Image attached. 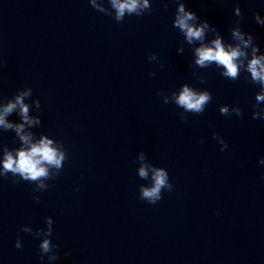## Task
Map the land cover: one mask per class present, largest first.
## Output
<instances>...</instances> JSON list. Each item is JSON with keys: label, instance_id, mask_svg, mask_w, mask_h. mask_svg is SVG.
<instances>
[{"label": "clouds", "instance_id": "1", "mask_svg": "<svg viewBox=\"0 0 264 264\" xmlns=\"http://www.w3.org/2000/svg\"><path fill=\"white\" fill-rule=\"evenodd\" d=\"M92 4L98 10L100 9L98 5L95 4V0H92ZM112 6L116 9V20L121 21L125 12L136 13L140 15L137 11L141 7L140 0H111ZM143 7H148L147 0H143ZM239 10L237 9V15H239ZM196 16L192 12H185L184 6L181 5L178 10V14L175 20V26L185 33L186 39L189 43L192 41L203 40L205 29L209 28L207 21H204L199 27L194 24L189 23V21H194ZM255 19L258 23L264 24L257 14ZM234 38L241 41V43L247 47L249 46L252 37L249 36L247 40L244 39L243 33L238 29H234L232 32ZM212 47L207 45H202L196 49V64L201 67H207L211 63H215L217 66H223L225 71L222 75L231 77L235 79L238 75V70L240 65L237 63L239 57L244 56L245 53L241 50L240 46L236 47L229 46L227 49L221 43L220 38L217 36L215 40L212 41ZM256 49H253V58L247 65V70L251 73L252 79L264 85V57L255 56ZM154 57H149L152 59ZM154 75V73H152ZM31 94V89L21 93L16 96L15 102L8 103L2 111H0V126L5 129L14 128L20 140L28 145L26 148H20L16 151L15 155L12 152L5 150L4 160H3V171L0 172V176H7L10 172L12 175L19 176L24 181L36 182L41 178H48L49 172L47 166H54L56 169L61 168V163L65 159L63 152H59L55 147L52 146V141L47 138H42L39 143H31L30 134H24V124L13 125L7 123L5 117L12 113L16 109L17 105L20 107V113L24 120V123L32 125L34 123H39V120H32L28 116V106L23 103V97ZM159 92L158 95H161ZM177 105L183 107L186 111H190L196 114H200L204 111L205 105L210 103L212 96L209 92L197 93L187 86L182 88V91L178 96H174ZM257 100H264V95L257 96ZM165 103H167V98H165ZM37 106L39 102L37 101ZM238 116H241L240 110L234 109ZM220 113L227 117L229 115V109L227 105L220 108ZM255 118V114L253 116ZM181 120L186 118L181 116ZM216 137L214 136V139ZM223 143V141H221ZM224 148H227V144H224ZM221 151H224L222 148ZM141 159H143V154H141ZM264 162V161H262ZM139 176L141 178H147L148 172L146 167H141L139 169ZM44 187L43 184L39 185ZM173 184L169 182V175L163 168H154L152 175V186L151 187H140V199L147 201L149 204H156L162 199L163 190L172 191ZM28 231V229H24ZM51 234V232H49ZM16 248H21L19 237L15 242ZM43 253H48L52 251L49 240H44L40 245ZM41 259L43 257L41 256ZM50 259H57L56 256H51Z\"/></svg>", "mask_w": 264, "mask_h": 264}]
</instances>
